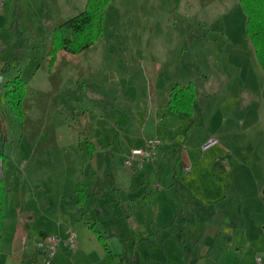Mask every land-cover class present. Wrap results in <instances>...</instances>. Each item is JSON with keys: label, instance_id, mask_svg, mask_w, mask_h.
<instances>
[{"label": "rangeland", "instance_id": "1", "mask_svg": "<svg viewBox=\"0 0 264 264\" xmlns=\"http://www.w3.org/2000/svg\"><path fill=\"white\" fill-rule=\"evenodd\" d=\"M207 1L111 0L100 38L79 55L58 53L48 72L43 57L56 21L55 0H0V48L14 41L12 48L2 50L3 56L11 51L7 57L14 55L2 81L19 69L26 81L22 119L5 92L0 95V186L6 187L0 264H28L32 259L26 253L23 261L21 255L20 260L10 256L15 219L33 230L27 251L33 235L56 230V220L46 215L57 216L53 200L62 180L76 167L86 171L93 164L86 138L93 140L94 152L100 137L112 138L114 145L120 139L126 150L124 138L130 132L136 146L142 147V137H159L172 149L157 153L153 166L143 164L133 177L127 209L138 224L135 230L124 214L125 219H106L103 209L97 228L111 253L132 252L136 264H162L165 256L167 264H180L186 251L182 259L194 264L192 244L181 243L178 228H185L181 236L189 240L195 219L206 222L200 233L210 241L214 233L229 234L227 247L223 240L218 243L219 249L230 250L226 264H258L257 247L255 253L243 239L252 235L264 245V71L246 38L239 2L217 0L203 8ZM75 5L63 19L77 13ZM3 61L0 58V68ZM189 81L195 85L199 110L192 116L168 112L164 102L169 88ZM176 143H183L182 159L175 158L180 152ZM118 164L119 170L128 171L122 158ZM114 179L107 175L106 184ZM115 185L121 188L120 182ZM104 191L103 198L111 195L110 189ZM42 199L45 204L39 208L35 202ZM200 201L208 213L196 211ZM3 219L6 225H1ZM143 227L149 240H139ZM95 251V242H86L84 260L78 258L77 264H100ZM63 252L55 254L59 263L73 264L71 254ZM44 261L50 264L43 257L38 264Z\"/></svg>", "mask_w": 264, "mask_h": 264}, {"label": "crops", "instance_id": "2", "mask_svg": "<svg viewBox=\"0 0 264 264\" xmlns=\"http://www.w3.org/2000/svg\"><path fill=\"white\" fill-rule=\"evenodd\" d=\"M58 1L61 2L60 6H58L59 4ZM215 1L217 0H208L204 5H202V7L203 8L208 7ZM228 1L231 3L230 0ZM75 2H76V5H75L76 9L74 12L79 13L83 9L86 3V0H55V3H56L55 5L57 7H55L54 9L53 15L55 16L56 21L54 23H51L52 26L50 28L52 30L57 23H59L60 21L66 20V19H63L62 15L70 12L71 4L72 3L74 4ZM203 26H206V23H204ZM6 31L8 32L9 30L7 29ZM7 42L8 43H5L3 48H0V56H1L0 58L2 59L4 58V60L9 62V63L7 62L8 63L7 69L4 73H2V75L9 72V69L11 68L10 60L12 59V57H14V55H12L11 58L7 57V54L11 53L12 51L3 56L2 50H6L7 48L9 47L12 48L14 46V45L12 46L14 42L13 40H8ZM49 47L50 45L46 46L45 55ZM14 52L15 50L13 51V54ZM45 55L43 57V60H45ZM6 61H3V63ZM16 76H18L26 84V81L21 77V69H19L16 73H14L13 75L9 76L8 78L4 80L3 85H2L3 88H0V95L2 94V92H5V88H4L5 82ZM164 103H165L164 107L167 110L166 108L167 100ZM83 110L86 111V109H83ZM134 138H135L134 133L130 132L127 135H125L124 143L128 146V149L123 150L124 146L122 148V146L120 145V139L117 140L116 144L114 145L115 140H113L112 138L109 139L105 137H100L99 139H97L98 148L95 152L93 148V145H94L93 140L92 139L88 140V138H86L88 141L87 145H89L86 148L87 151H89L88 152L89 159H90L89 161H91L93 164H92V167L86 169V171H85V167L84 169L83 168L80 169L79 167H76V171L73 172L71 176H69L68 178H64L62 180L60 192L57 198L54 197V200H53V203L56 204L55 208L58 211L57 216L52 215V214L50 215V213L46 215L47 220L52 221V222H54V219L56 220V230L52 233H41L39 237H34L33 235V240H34L33 245H31V249H28L27 251V245H30V243H28L27 241V237L31 234L30 232H32L33 230L28 229L27 225L21 222L20 219H15L13 223L14 228L12 229L13 239L12 241L8 242L10 256L12 254H16V256H18L20 260V255H21V261H23L22 255L26 253V255L28 254L27 257L30 256V258H32L31 261L32 260L34 261L35 259H37L35 260L34 264H38L40 257H43L44 259L46 257L43 253H41L35 248L34 246L35 241L43 238L46 235H56L60 238L58 251L63 252V250H65V252H68V254H71V256L69 257H70V262H72L73 264H77L76 260L78 258H81L82 255L85 253L86 242L88 241L95 242L96 244L95 253L97 254L98 258L101 260L100 264H109L104 248L102 247L101 242L98 239V237H96L97 234L100 235V232H101L100 230H98L97 226H99V224H102V223H99L100 222L99 218H102V215L104 214L103 209L107 211V213L105 212V216H108V218L106 219H110L109 216L121 218L123 217V214H124V216L126 217V221L133 223L134 220H132V211L130 210V208L127 209V206L129 205L127 199H129V196H131L130 198H132L131 191H132L133 177L136 173L144 169L143 167L145 164H148V165L154 164L153 162L147 159L143 163L144 165L142 164L143 165L142 167H138V166L129 167L124 164V160L126 158L127 153L129 154V152L132 149H145L146 141L149 140V139H146L145 137H142V140L140 142L142 147H139L135 145L136 141L134 140ZM170 138H172V136H170ZM159 139L162 141V145L158 148V155L164 152L166 149H168V151L169 149H172V147H168V144H167L168 140L164 141L161 138ZM182 144L183 143L177 144V145H180L181 148H180V152L178 153L179 154L178 157L175 156L176 159L180 158L182 155V152H183ZM106 146H109L108 150ZM2 148L0 149V153H1L0 155L3 156L4 153H3ZM109 150L110 152L108 153L107 151ZM121 158L123 160V164L126 166L128 171H126L123 168L122 170H119L120 165L118 163ZM171 159H169V161H171ZM184 166H187V165H184ZM188 167L190 168V166ZM107 175L112 176V178L113 177L115 178L113 181V184L110 186L106 184L107 181L105 180V178L107 177ZM100 176L104 178L102 180L103 182L98 181L100 180ZM2 177H3V174L0 171V182L3 180ZM127 178L130 180V183L128 185L125 183V179ZM115 182L117 183L120 182L121 188H119L118 185H115ZM76 184H81L83 186V193H84L85 200H84V203L81 205L77 203V195L75 193ZM126 187L128 188V190H125ZM105 189H110L111 195L107 196L106 198H103L102 193L106 192L104 191ZM123 190L126 192V194L123 192ZM5 191H6V187H4V192ZM120 192L122 193V195L120 194ZM35 203H37L39 208H43L44 207L43 205L45 204L43 199H42V202L39 203L36 200ZM196 204H197L196 206L197 208H195L196 211L203 210L204 212L208 213L206 209H202V208H205V205H203L201 201L196 202ZM199 204L201 206H199ZM106 219H104V221L102 222H105ZM193 220L194 221H191V229L193 233L191 234V237L189 238V240H186V238H182L181 236V233L182 234L184 233L183 231L185 230V228L180 226L178 229L179 231H181L180 232V237L182 240L181 243L182 242L184 243L185 241H187L189 242V244H192V254H193L192 257L194 256L193 258H195L194 264L202 263L205 260H207L206 264H210V263L211 264H226L225 263V259H227L226 252L230 251L228 250V248H225L227 247L226 237L230 239L229 234L226 236H221V234L216 235V233H214L213 239L210 241L209 240L210 237L205 238L206 235H204L203 233H200L205 228L204 224H206V222L204 223V220L202 221L195 220V219ZM175 223H178V222H175ZM2 224L6 225L5 219H3L1 225ZM136 225L138 224L133 223V230H135ZM91 230H94L95 233L92 232ZM261 230H264V226L261 228ZM70 233L73 234V241H74V246L71 248H69L65 242V240L67 239ZM100 236L102 237V235ZM149 236H150L149 232L143 227L140 230L139 240L140 241L149 240L148 238ZM222 240L225 242V247L222 249H219L221 248V246L218 245V243ZM213 241L214 243L213 245H211ZM243 243H245L244 245L246 247L252 248L253 251H255V253L257 252L255 250L257 247L259 256H261V258L256 257V262L258 264L259 263L261 264V262H264V245L262 243V240H256V238L251 235V236H246L245 239H243ZM65 252H63V254H65ZM184 252H183V255L181 252V256L178 260L180 264H187L186 260L184 258L182 259V256H185L186 254V251ZM113 255L115 258H113L112 264H136V260L132 257L133 255L132 252L129 256L126 253H123V254L117 253ZM23 256H25V254ZM27 257H26V260H27ZM80 260L83 261L84 257H82ZM29 261L30 260H27L28 264H30L31 262ZM45 261L43 262V264H46ZM160 262L162 264H167L168 263L167 256H165L164 261H160ZM50 264H60V263L57 257H55L54 261H50Z\"/></svg>", "mask_w": 264, "mask_h": 264}, {"label": "trees", "instance_id": "3", "mask_svg": "<svg viewBox=\"0 0 264 264\" xmlns=\"http://www.w3.org/2000/svg\"><path fill=\"white\" fill-rule=\"evenodd\" d=\"M110 1L86 0L83 9L79 13L60 21L54 26L50 47L45 55L49 67L48 72L51 66L54 65L58 53L61 52L72 56L79 55L100 38L103 31L105 9ZM238 2L245 14V34L253 47L260 68L264 71V0H238ZM7 62L1 68L2 73L7 69L9 63ZM4 88L7 101L10 103L9 105H11L13 112H18L19 118L22 119L20 109L26 94L25 82L16 76L6 81ZM197 97L194 83H177L169 90L166 108L168 112L173 114L187 113L192 116L199 110L196 107ZM180 148L181 146L178 147L177 151ZM3 193L4 188L0 186V221L2 219L1 205ZM75 193L77 195V203L83 204L85 199L81 184H76ZM180 215L177 211L174 219L180 217ZM97 237L102 243L109 264H112L114 255L107 247L104 239L98 234Z\"/></svg>", "mask_w": 264, "mask_h": 264}, {"label": "built area", "instance_id": "4", "mask_svg": "<svg viewBox=\"0 0 264 264\" xmlns=\"http://www.w3.org/2000/svg\"><path fill=\"white\" fill-rule=\"evenodd\" d=\"M3 75L0 71V85L3 84ZM214 139L207 142L204 147L208 146L209 144L213 143ZM162 145V141L159 138L149 139L146 141L145 149H132L130 153L126 156L124 160V164L131 166V165H137L138 167H141L142 164L145 162V160L154 161L156 158V155L158 153V148ZM185 170H189L188 166H184ZM59 242L60 238L56 235H46L43 238L36 240L34 243L35 248L43 253L50 262L56 252L59 249ZM67 246L69 248L74 246L73 241V234L70 233L65 240Z\"/></svg>", "mask_w": 264, "mask_h": 264}]
</instances>
